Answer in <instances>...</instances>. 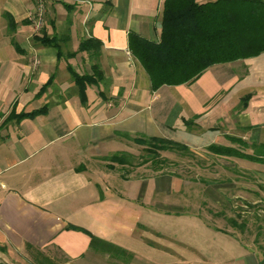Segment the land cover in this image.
<instances>
[{
  "label": "crops",
  "instance_id": "0c3cea01",
  "mask_svg": "<svg viewBox=\"0 0 264 264\" xmlns=\"http://www.w3.org/2000/svg\"><path fill=\"white\" fill-rule=\"evenodd\" d=\"M0 1L8 26L15 25L0 40V264L156 262L162 247L147 235L163 233L143 219L148 207L151 218L189 212L163 200L164 192L168 199L177 189L176 176L145 175L146 163L123 164L114 155L131 154L135 137H161L203 156L198 166L217 163L214 156L238 163V156L215 154L209 146H233L238 138L264 145V52L213 64L189 83L154 88L128 37L135 32L158 41L165 0H48L40 30L26 16L33 0ZM42 34L59 45L41 44L35 36ZM87 39L100 45L84 49ZM96 60L101 79L80 92L71 69L92 74ZM234 162L216 165L236 174ZM240 167L264 187V168ZM237 176L202 182L210 188L223 182L238 192ZM211 191L207 200L230 203L220 190ZM189 213L204 229L231 234L243 246L233 231ZM94 238L101 242L93 245ZM240 256L244 264L264 260L255 249Z\"/></svg>",
  "mask_w": 264,
  "mask_h": 264
},
{
  "label": "trees",
  "instance_id": "16d2710c",
  "mask_svg": "<svg viewBox=\"0 0 264 264\" xmlns=\"http://www.w3.org/2000/svg\"><path fill=\"white\" fill-rule=\"evenodd\" d=\"M162 10L161 35L158 41L149 40L135 32L128 37L130 51L149 72L154 88L163 84L189 83L213 64L233 62L264 52V0H165ZM9 27L14 30L13 21H10ZM35 37L41 44L59 45L55 37L50 38L46 34ZM95 43L100 45L99 40H84L82 48L94 50ZM94 53L95 57H99V54ZM92 67V74H80L71 69L80 92H83L87 84H95L101 79L102 70L97 60ZM37 111L21 112L18 118ZM137 139L133 138L135 142L145 145L149 154L146 161H150L157 172H162L161 165L166 161L161 158V151L193 155L186 144L170 139ZM253 145L258 150L254 154L220 144H212L209 148L218 155L238 156L264 163V145ZM127 154L118 153L114 155V159L128 164L130 161ZM98 242H101L100 239L94 238L92 244Z\"/></svg>",
  "mask_w": 264,
  "mask_h": 264
},
{
  "label": "rangeland",
  "instance_id": "374dc122",
  "mask_svg": "<svg viewBox=\"0 0 264 264\" xmlns=\"http://www.w3.org/2000/svg\"><path fill=\"white\" fill-rule=\"evenodd\" d=\"M7 23L8 17L3 14L0 1V40L9 34H13ZM237 92L239 95L242 90L237 88ZM186 136L190 137L187 131L182 137L187 138ZM132 144L135 145V148L132 149L131 154H127L129 155L128 159L130 158L129 160L133 165L139 162L146 163L144 174L150 175L154 172V168H152L153 164L150 161H146L149 154L145 145L134 140ZM232 147L247 153L254 154L258 152L257 147L255 148L250 141L241 138L238 141H233ZM259 152H261V149ZM160 154L161 158L166 160L161 165V173L175 175V180L178 182L177 189L170 192L171 199H166L164 192V202L165 200L177 202L179 208L189 212H198L203 218H209L208 220L217 226L233 231L243 242V246L239 247L238 243L235 242L236 237L231 234L226 235L224 232H218L212 228L208 230L207 227L204 229L201 220L198 217H193L189 212L178 214L155 213L158 214V217L151 218L149 215L154 211L148 207L147 218L144 217L143 220L152 229H161L160 231L163 234L160 236L155 232H150L151 234L148 233L147 238L154 245L161 246L162 249L157 252L161 257L157 254L154 255L158 256L159 260L156 262L144 261L143 264H244L240 255L246 253V250L254 251L255 249V251L264 252V187L258 181L260 178L256 177L257 174L252 170L249 171L240 167L243 164H258L261 168H264V164L258 163L259 161L256 162V160L234 157L238 160V163L233 161L238 166L236 167L238 170L236 173L238 174V186H243L242 189L238 187V192H236L235 187L225 186L223 182H220V185L211 187L212 189L206 187V184L202 182L203 178H229L234 180L236 175L233 172L234 170L225 171L216 165L218 163L233 166L232 160H225L222 157L212 155L216 158L217 163L203 167L198 166L199 163H204L203 156L196 157L190 154L183 155L182 152L170 153V151H161ZM206 160L208 161V158ZM262 180L264 181V176ZM213 189L223 192L224 196L230 198V203L229 200L228 202L221 200V197L220 201L225 202V206L207 200V192L205 191L212 192ZM235 194H238V198ZM166 245L170 247L167 251L164 250ZM258 248L260 250H257ZM176 260L177 262H175Z\"/></svg>",
  "mask_w": 264,
  "mask_h": 264
},
{
  "label": "built area",
  "instance_id": "2783aa9c",
  "mask_svg": "<svg viewBox=\"0 0 264 264\" xmlns=\"http://www.w3.org/2000/svg\"><path fill=\"white\" fill-rule=\"evenodd\" d=\"M48 0H33V8L28 12L27 19L32 22L35 30H40L46 20V12L48 6ZM2 215L0 213V220Z\"/></svg>",
  "mask_w": 264,
  "mask_h": 264
},
{
  "label": "water",
  "instance_id": "95a60500",
  "mask_svg": "<svg viewBox=\"0 0 264 264\" xmlns=\"http://www.w3.org/2000/svg\"><path fill=\"white\" fill-rule=\"evenodd\" d=\"M261 264H264V260L261 262Z\"/></svg>",
  "mask_w": 264,
  "mask_h": 264
}]
</instances>
